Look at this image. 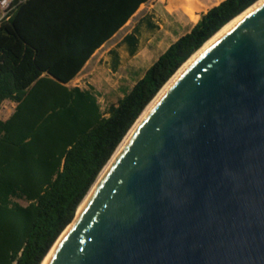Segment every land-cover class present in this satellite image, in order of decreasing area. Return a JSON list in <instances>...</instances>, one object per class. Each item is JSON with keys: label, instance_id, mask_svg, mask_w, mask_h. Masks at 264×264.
I'll return each mask as SVG.
<instances>
[{"label": "water", "instance_id": "water-1", "mask_svg": "<svg viewBox=\"0 0 264 264\" xmlns=\"http://www.w3.org/2000/svg\"><path fill=\"white\" fill-rule=\"evenodd\" d=\"M64 228L45 264H264V0L181 68Z\"/></svg>", "mask_w": 264, "mask_h": 264}, {"label": "trees", "instance_id": "trees-1", "mask_svg": "<svg viewBox=\"0 0 264 264\" xmlns=\"http://www.w3.org/2000/svg\"><path fill=\"white\" fill-rule=\"evenodd\" d=\"M148 0H13L0 23V264H40L146 105L201 45L257 0H220L115 103L68 86ZM134 32L122 42L132 53Z\"/></svg>", "mask_w": 264, "mask_h": 264}, {"label": "rangeland", "instance_id": "rangeland-1", "mask_svg": "<svg viewBox=\"0 0 264 264\" xmlns=\"http://www.w3.org/2000/svg\"><path fill=\"white\" fill-rule=\"evenodd\" d=\"M202 12L204 11L198 13V17ZM157 22H162V27ZM174 28H176V32L185 31L176 22L175 14L173 15L164 11L160 0H148L145 3H141V6H138L118 31L94 51L88 64L78 71L67 85L86 87L91 82L101 109L110 103H115L117 98L130 88L131 82L136 80L164 49L169 41L164 34V29L172 31ZM129 32H134L136 38L135 51L132 53L128 48L120 46L122 37ZM109 48L113 49V56L111 53L109 55ZM103 56L105 57L104 63L109 61V57L112 56L111 68L116 72V75H121L122 77L120 79L123 83L120 88L117 87V83H112L115 77L109 75L108 82L103 79V77L107 76L105 72L102 73V78L97 81L95 80L97 77L95 78L92 74L88 73L90 67L94 64H99ZM98 57H100V60L96 62ZM104 67H106V64ZM124 76H127V78ZM0 108L1 110L7 109L6 111L12 109L8 104Z\"/></svg>", "mask_w": 264, "mask_h": 264}, {"label": "bare ground", "instance_id": "bare-ground-1", "mask_svg": "<svg viewBox=\"0 0 264 264\" xmlns=\"http://www.w3.org/2000/svg\"><path fill=\"white\" fill-rule=\"evenodd\" d=\"M220 0H160L162 4V8L165 12L170 14H175V20L176 22L181 26V28H184V30H187L196 20L198 17V13L200 11H206L209 7L217 4ZM257 0L256 2H258ZM256 2H254L252 5H254ZM151 4V3H150ZM252 5L247 7L245 10H243L241 13L236 15L233 19H231L229 22H227L222 28H220L217 32H215L209 39H207L201 47H199L185 62L177 69V71L170 77V79L163 85V87L158 91V93L154 96V98L146 105L145 109L142 111V113L139 115V117L136 119V121L133 123V125L129 128L121 142L118 144L117 148L109 158V160L106 162V164L103 166L101 171L99 172L96 180L91 185L90 189L80 202L77 212L82 205L83 201L86 199V197L89 195V193L93 190L96 183L98 182L99 178L105 171V169L109 166V164L112 162L113 158L115 157L117 151L121 147V145L124 143V141L128 138V136L132 133L135 126L138 124L140 119L143 117L147 109L150 107V105L154 102V100L166 89V87L177 77L178 73L180 72L181 68L194 56L199 54L219 33H221L225 28H227L231 23H233L241 14H243L247 9H249ZM160 27H162V22H157ZM173 43V42H172ZM167 49V48H166ZM98 86V85H97ZM63 232V231H62ZM62 234V233H61ZM61 234L57 238V240L54 242V244L51 246L50 250L47 251L46 256L43 258L40 264H45L47 260L50 258L53 249L59 240Z\"/></svg>", "mask_w": 264, "mask_h": 264}, {"label": "crops", "instance_id": "crops-1", "mask_svg": "<svg viewBox=\"0 0 264 264\" xmlns=\"http://www.w3.org/2000/svg\"><path fill=\"white\" fill-rule=\"evenodd\" d=\"M138 8V7H137ZM191 27V26H190ZM189 27V28H190ZM188 28V29H189ZM188 29L187 30H185V31H183V32H176V28H174V30H172V31H170V30H168V29H164V34L166 35V37L168 38V42H167V44L165 45V47H164V49L171 43V42H173L175 39H177L180 35H182L183 33H185L186 31H188ZM115 34V33H114ZM111 38V37H110ZM104 44V43H103ZM102 45V44H101ZM100 45V46H101ZM99 46V47H100ZM120 46H124V47H126V45H125V43H121L120 44ZM98 47V48H99ZM111 48V47H110ZM109 48V55H110V53H111V55L113 56V54H112V50L113 49H110ZM163 49V50H164ZM162 50V51H163ZM135 51V49L133 50V52ZM161 51V52H162ZM160 52V53H161ZM94 53V52H93ZM92 53V54H93ZM91 54V55H92ZM91 55H90V57L85 61V63L82 65V67L80 68V70L82 69V68H84L85 67V65L86 64H88V62H89V59L91 58ZM112 56H110L109 57V61H106V63H104V61H105V57L103 56V58L101 59V61H100V63L99 64H94L92 67H90V69L88 70V73H90V74H92L96 79V81L97 80H99L100 78H102V73H106L107 74V76L106 77H103V79L104 80H107V82H108V80H109V75L111 76V77H115V80L112 82L113 84H115V83H117L118 85H117V87H121L122 86V80L120 79V78H122L121 77V75H116V72L113 70V68H111V63H112ZM158 56V55H157ZM156 56V57H157ZM155 57V58H156ZM100 60V57H98L97 59H96V62H98ZM155 60V59H154ZM153 62V61H152ZM106 64V67H104V65ZM107 64H108V66H107ZM110 65V66H109ZM150 65V64H149ZM148 65V66H149ZM147 66V67H148ZM146 67V68H147ZM145 68V69H146ZM79 70V71H80ZM144 72V71H143ZM143 72H142V74H143ZM142 74L141 75H139L138 77H137V79L138 78H140L141 76H142ZM99 75V76H98ZM125 78H127V76H124ZM120 79V80H119ZM136 79V80H137ZM136 80H134V81H132L131 82V85L136 81ZM87 86H89V87H91V90L95 93V91H94V87H93V84L91 83V82H89L88 83V85H86V87ZM80 87V86H79ZM86 87H80V88H86ZM131 87V86H130ZM123 94V93H122ZM122 94H121V96H122ZM120 96V97H121ZM6 104H8L9 106H11L12 107V109L10 110V111H6L7 109H4V110H1V108H0V119H6L9 115H10V113L12 112V110H13V108H14V105H15V102H13V101H11V100H8V99H5V100H3L2 102H1V104H0V107H2V106H4V105H6Z\"/></svg>", "mask_w": 264, "mask_h": 264}, {"label": "built area", "instance_id": "built-area-1", "mask_svg": "<svg viewBox=\"0 0 264 264\" xmlns=\"http://www.w3.org/2000/svg\"><path fill=\"white\" fill-rule=\"evenodd\" d=\"M12 1L13 0H0V23L9 17L12 9Z\"/></svg>", "mask_w": 264, "mask_h": 264}]
</instances>
